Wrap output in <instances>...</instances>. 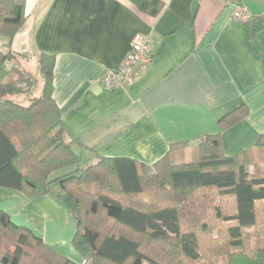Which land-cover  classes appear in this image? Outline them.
Segmentation results:
<instances>
[{
    "label": "trees",
    "instance_id": "1",
    "mask_svg": "<svg viewBox=\"0 0 264 264\" xmlns=\"http://www.w3.org/2000/svg\"><path fill=\"white\" fill-rule=\"evenodd\" d=\"M127 1L152 16L163 8L160 0ZM25 4L26 0H0V37L10 41L20 30ZM249 26L264 66V52L254 40L264 26V15ZM20 57L8 47L0 49V187L61 202L78 221L72 245L82 261L264 264V243L250 244L247 238L250 229L255 240L264 235V135L253 149L233 156H226L222 146V133L246 117L245 105L221 117L216 133L198 140L190 162L171 158L188 146L182 141L171 143L168 153L151 166L127 157H99L82 166L72 148L75 139L53 98L55 56L38 55L43 77L38 96H31L36 78L19 65ZM18 94L30 103L9 99ZM66 167L75 169L50 178ZM9 219L0 212L1 264H79ZM214 229L222 239L217 240ZM207 236L210 246L201 251L200 241ZM149 243L160 244L163 256L149 252Z\"/></svg>",
    "mask_w": 264,
    "mask_h": 264
},
{
    "label": "crops",
    "instance_id": "2",
    "mask_svg": "<svg viewBox=\"0 0 264 264\" xmlns=\"http://www.w3.org/2000/svg\"><path fill=\"white\" fill-rule=\"evenodd\" d=\"M160 1L152 16L127 0H26L25 22L6 45L27 71L31 56H55L53 98L82 166L99 157L151 166L186 141L173 154L183 161L241 105L248 113L222 133L224 154L253 149L264 135V66L249 26L264 15V0ZM237 7L248 11L246 23L233 17ZM136 33L150 38L151 64L130 86L106 89L98 78L121 62ZM254 40L264 52V26Z\"/></svg>",
    "mask_w": 264,
    "mask_h": 264
},
{
    "label": "rangeland",
    "instance_id": "3",
    "mask_svg": "<svg viewBox=\"0 0 264 264\" xmlns=\"http://www.w3.org/2000/svg\"><path fill=\"white\" fill-rule=\"evenodd\" d=\"M7 41L8 40L6 38L0 37V49L1 50L7 49V45H6ZM23 64L36 78V85L33 89L31 96H38L40 91H41V87H42V83H43V77L41 76V74L38 70L37 60H35L31 56L27 60H24ZM19 65L21 66L20 60H19ZM9 99L16 101V102H19L23 105H28L30 103V100L26 96H24L23 94L9 96ZM183 150H181V151H183ZM177 153H181V152L178 151ZM171 158L174 162L180 163V162H190V161L195 159V156L192 157L189 153H187L185 157L184 156L182 157L183 161L181 160V157L179 158V156H174L173 154H172ZM73 169H75V167L62 168L60 170L53 172L50 175V178L65 175V174L71 172ZM2 196L3 197L10 196L11 198H13V200L16 201L19 212H21L24 215V217L28 221L32 222L34 225H36V220H40V221L55 220V221L62 223L64 226L67 225L69 214L67 212L66 207L61 202L57 201L56 199L52 198L49 195H40V196L30 197V196H26L21 191L0 187V197H2ZM198 224L199 223H197L196 225H198ZM212 233L214 235L216 234L215 237L217 238V240L222 239L221 236L218 235V232L215 231V229L213 230ZM200 235H202V233ZM247 238H248L250 244H254L256 241L264 243V235L262 236V238L260 237L261 239L257 238L255 240V238H253L252 229L248 230ZM141 242H144V241L141 240ZM49 246L52 249L59 252L60 254H62L63 256H65L66 258H68V259H70L76 263L80 264L82 262L81 256L78 253H75V251H73V249L71 248V245L65 241L58 240V241L53 242L52 244H49ZM209 246H210V238L208 236L205 238H202L200 241V247H201L200 250L202 251L203 249H206ZM146 249L149 252H152V253L157 254V255L161 254L160 256H163L160 244L149 243L146 246ZM144 250H145V248H144ZM202 255H204V253H202L201 256ZM202 258H203V256H202ZM218 261H221V260H218ZM85 264H86V262H85Z\"/></svg>",
    "mask_w": 264,
    "mask_h": 264
},
{
    "label": "built area",
    "instance_id": "4",
    "mask_svg": "<svg viewBox=\"0 0 264 264\" xmlns=\"http://www.w3.org/2000/svg\"><path fill=\"white\" fill-rule=\"evenodd\" d=\"M233 17L239 22L246 23L249 13L244 7H237ZM152 62V45L150 38L143 33H136L130 48L121 62L115 67H105L98 80L106 89H119L130 86ZM81 264H85L82 261Z\"/></svg>",
    "mask_w": 264,
    "mask_h": 264
},
{
    "label": "water",
    "instance_id": "5",
    "mask_svg": "<svg viewBox=\"0 0 264 264\" xmlns=\"http://www.w3.org/2000/svg\"><path fill=\"white\" fill-rule=\"evenodd\" d=\"M1 211L9 215V220L15 227L27 229L35 238L42 240L45 244L49 245L55 241L62 240L70 244L73 251L77 253L72 242L77 234L78 221L71 214L68 215L66 226L55 220H45L42 225L36 227L18 211L16 201L13 199L0 201Z\"/></svg>",
    "mask_w": 264,
    "mask_h": 264
}]
</instances>
